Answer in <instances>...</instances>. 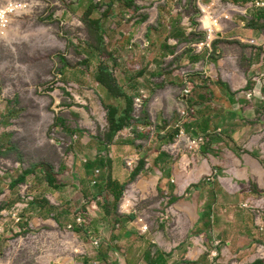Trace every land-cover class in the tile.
Returning a JSON list of instances; mask_svg holds the SVG:
<instances>
[{
  "label": "rangeland",
  "instance_id": "obj_1",
  "mask_svg": "<svg viewBox=\"0 0 264 264\" xmlns=\"http://www.w3.org/2000/svg\"><path fill=\"white\" fill-rule=\"evenodd\" d=\"M8 1L23 8L0 27V264H136L142 257L149 264L150 254H162L167 264H248L252 254L264 255V201L247 164L248 142L231 137L238 121L227 113V93L214 85L250 84L251 66L264 75V6H256L264 0H0V6ZM207 16L218 26H205ZM101 65L134 98L133 130L110 147L106 107L121 111L125 99L97 81ZM202 90L213 93L210 112L198 105L207 95ZM206 121L204 134L199 124ZM239 130L245 134L244 125ZM136 140L143 156L124 146ZM227 150L240 165L231 167ZM160 154L157 172L152 161ZM97 158L106 168L88 171ZM140 164L147 178L168 169L176 182L203 181L199 193L185 196L199 213L212 207L215 231L189 233L204 241L202 260H182L184 247L161 253L151 242L171 228L182 239L188 226L186 217L167 213L166 200L154 208L161 200L155 192L126 188L140 226L117 219L122 199L116 203L108 181L126 185Z\"/></svg>",
  "mask_w": 264,
  "mask_h": 264
},
{
  "label": "crops",
  "instance_id": "obj_2",
  "mask_svg": "<svg viewBox=\"0 0 264 264\" xmlns=\"http://www.w3.org/2000/svg\"><path fill=\"white\" fill-rule=\"evenodd\" d=\"M121 1H128L129 3L132 2L131 5L134 4L133 0H121ZM257 67L258 66H251V71L249 72V75H251L250 84H248L247 82H244L243 86L239 85L237 88H235L236 86L232 82L230 84H223V82H217L214 85L217 88L218 92L227 93V95L224 96V99H225L224 101H226V104L229 108L227 112L229 114V117L235 118L238 121L237 124L239 128L240 127L242 128L244 125L245 134L244 132L242 133V131H240L238 128L237 132L231 135V137L235 140L236 139L240 140L242 137L246 136V139L248 142L247 147H246L247 157H248L247 164L254 178H256V183H255V186L257 189L256 191L262 194L263 201H264V75L263 74L259 75L257 71ZM227 85H229L230 87L229 90H227L228 89ZM138 86L139 85H136V87ZM244 87H245V92L241 90ZM204 89H205V86H204ZM239 90L240 92H238ZM202 93L207 94V95H203L202 100L200 99L201 101L199 102L198 105L199 107H201V109H204L206 112H210L212 108L211 106H209V102L212 97L211 95H213V93L210 90L209 91L202 90ZM136 102H138V104L140 105L142 104L140 99H137ZM221 103L225 104V102L223 101ZM123 110L121 111L119 110V112H122ZM217 112H215V115L218 117L219 114H217ZM219 113L221 116L222 112H219ZM208 118L209 117H206L205 119H208ZM133 121L134 120H132L129 123V125L123 129V131L125 130L132 131ZM209 124H210V121H206V123L203 122L202 124H199V128L203 130L204 134L208 132ZM123 131H121L120 133H122ZM137 137L140 138V136H137ZM114 140L112 141L111 144L109 145L107 144V146L109 147L112 146V144L114 143ZM139 143L140 142L138 140H136L135 142L130 141V142H126L124 146L133 147L139 155L143 156L145 154V151L143 147L139 146ZM228 152L235 158V161L231 160L230 162L231 167H236L237 165H240V162L237 156L233 154L232 151H228ZM158 157L152 161V165L156 167L155 170L157 172H158V168L160 167V164L163 158L162 154L158 155ZM109 160L111 161V159ZM145 161H148V160H145ZM205 163L206 165H208L207 162ZM140 174L136 177L134 181L132 182L129 181V183L126 184V187L123 193L124 197L122 195V197L119 200L121 201L122 199V202L119 206V212H117V215H118L117 219L123 224V226H134V225L140 226L139 225L140 223L138 224L136 222L137 219L134 218L132 215H130L133 213V209L131 208L132 206H130L131 205L130 203L131 193L130 191H126V188L130 189L134 187L136 191L150 190L152 194L153 192H155L156 197L160 198L161 200L159 201L160 203L158 202L159 204H156V206H154V208L159 209V207L161 206V203L166 200L167 201L166 206H168L167 213L169 214L170 212H172L181 218L186 217L187 218L186 224H188V226H183V228L186 230V233L184 234V237L182 239L181 237H178L177 235L175 236L171 228L169 231L166 230L165 236H163L162 232L161 233L156 232L151 242L153 244H156L157 248L159 249V252L161 253L164 252L168 254L171 252H175V250L178 247H184L186 250L180 254V256H183L182 260L187 261V262H197L199 260H202L201 259L202 251L200 248L204 247V241L203 239H201L200 241L195 242L194 240L189 238V233H191L193 230L195 231V230L201 229L202 231L201 233H199V235L202 236L204 232L206 231H209L210 233H213L215 231L216 226H211L212 221H210L212 207L211 205L207 206L206 210L203 211L204 214L202 212L201 214L197 210V206L192 207L191 204L185 201V196H188V193L190 190H193L199 193L200 186L203 183V181H200V182L197 181L198 182L197 184L196 182H192V183L188 181L179 182L178 180L176 182V180L174 179V175L173 174L170 175L168 173V169H166L162 174H160L159 178L158 177L147 178ZM108 182H110V180ZM112 183H115V182H112ZM191 186H197V189H190ZM205 186L207 185L205 184ZM174 198L176 199V201L172 202ZM252 200L255 201V198L253 197ZM14 215L17 216L16 214ZM33 227L42 228L43 226H29L30 229H32ZM11 228L13 229V231H17L18 233H20V230H19L20 228H18V226H11ZM3 231L4 230L0 228V233H3ZM226 244L230 245L231 242L230 241L226 242ZM160 255L162 256V254ZM160 255L156 254L155 256L157 257V259L155 257H154L155 259H152L151 258L152 254H150L151 261H149V264H167V260L166 259L165 261L162 260ZM252 256H253V259L248 264H255V263L264 264V255L252 254ZM166 258H167V255H166ZM206 259L208 260V257H206ZM108 262L109 264H111L110 261ZM136 264H147V261L144 260V258L142 257L140 258V260H138V263Z\"/></svg>",
  "mask_w": 264,
  "mask_h": 264
},
{
  "label": "trees",
  "instance_id": "obj_3",
  "mask_svg": "<svg viewBox=\"0 0 264 264\" xmlns=\"http://www.w3.org/2000/svg\"><path fill=\"white\" fill-rule=\"evenodd\" d=\"M235 2V0H234ZM132 3V2H131ZM97 81L104 86L112 95L116 97H123L125 99V108L122 112H119L117 107L115 106H108L106 107L107 109V122L109 125V131L108 134L106 135V141L107 144H111L114 138L123 131L124 128H126L129 123L133 120L131 115L133 113V98L127 96L121 88L117 85L115 79L112 76V73L110 70L101 65L99 67V75L97 77ZM108 167H110L111 161L108 160L107 162ZM143 164H141L138 168L134 170V172L130 176V181H134L136 177L141 173L143 169ZM98 168V169H105L106 164L100 160V159H95L93 162H88L87 165V170L88 171H93V169ZM31 172H27L23 174V178L19 180V182H16L14 185H18L24 182L25 177L29 176ZM47 181L51 186L55 185V180L53 179V176L51 174H47ZM111 185L114 187V200L119 202L120 198L122 197L123 191L126 187V185L123 186H118V184H113L111 182H108V186ZM14 187V186H13ZM119 189V192L115 191L117 188ZM190 189H197V186H191ZM188 191V190H187ZM176 199L174 198L172 202H175ZM106 217H108V212H106ZM259 264V263H255Z\"/></svg>",
  "mask_w": 264,
  "mask_h": 264
},
{
  "label": "built area",
  "instance_id": "obj_4",
  "mask_svg": "<svg viewBox=\"0 0 264 264\" xmlns=\"http://www.w3.org/2000/svg\"><path fill=\"white\" fill-rule=\"evenodd\" d=\"M256 6H264V3L260 4V3H256ZM22 10V5L20 3H15V2H11L8 1L6 2V4L4 6H0V27L4 28L6 27L7 24H9L10 22V18L20 12ZM190 94V90L187 89L184 91V96L187 97ZM201 143L198 142V144L196 142H194V146H198ZM95 185V183H93ZM78 222H80L81 220L78 219ZM144 231V230H143ZM93 245H98V241L97 240H93L92 241Z\"/></svg>",
  "mask_w": 264,
  "mask_h": 264
},
{
  "label": "bare ground",
  "instance_id": "obj_5",
  "mask_svg": "<svg viewBox=\"0 0 264 264\" xmlns=\"http://www.w3.org/2000/svg\"><path fill=\"white\" fill-rule=\"evenodd\" d=\"M22 8H23V6H22ZM207 10H208L207 8H204V13H206ZM203 22H204L205 26H207L208 28H210L212 25L215 27L218 26L217 21L213 20L211 17H208V16L204 18Z\"/></svg>",
  "mask_w": 264,
  "mask_h": 264
},
{
  "label": "water",
  "instance_id": "obj_6",
  "mask_svg": "<svg viewBox=\"0 0 264 264\" xmlns=\"http://www.w3.org/2000/svg\"><path fill=\"white\" fill-rule=\"evenodd\" d=\"M193 136H194V137H196V134H194V133H193ZM201 151H203V148H202V150H201Z\"/></svg>",
  "mask_w": 264,
  "mask_h": 264
}]
</instances>
